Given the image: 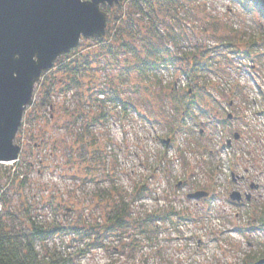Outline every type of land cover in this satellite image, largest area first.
Instances as JSON below:
<instances>
[{
	"label": "trees",
	"instance_id": "obj_1",
	"mask_svg": "<svg viewBox=\"0 0 264 264\" xmlns=\"http://www.w3.org/2000/svg\"><path fill=\"white\" fill-rule=\"evenodd\" d=\"M211 1L215 0H124L112 8H103L108 17L106 36L83 40L77 49L63 56L44 75L42 86L50 85L41 95L39 93V101L34 103L31 111L35 117L49 112V124L65 130V134L73 138V144L70 146L63 138H54L46 132L47 124L39 131L37 147L50 148V156L62 154L69 148L76 152L77 148L79 156L71 151V156L75 157H71L70 162L84 185L95 184L93 201L103 210L104 220L95 225H42L32 219V205L31 208L26 205L29 220L25 219L21 224L22 229L14 226L12 219L16 215L10 211L12 203L8 194L15 190L22 195L30 182L27 175L13 166L22 158L21 148L19 161L2 174L6 190L0 188V264H68L69 259L61 252L49 248L50 241L57 236H82L88 239L87 246L95 249L106 248L105 240L113 237L128 241L125 248L135 250L143 247L144 242L156 240L163 225L189 219L173 208L155 213L133 210L136 203L152 197L154 190L145 180L135 183L131 192L118 187L103 154L102 138H99L96 126L114 117L109 110L100 111L104 108L120 109L125 120L135 113L153 126L167 128L169 137L189 130V119L212 117L213 108H219V105L208 93L209 77L225 72L221 65L217 68L216 58L221 56L223 49L237 47L235 44L239 41L235 37L241 29L228 30L227 25L219 28L218 24L223 26L221 19L208 11ZM228 1L249 15H258L250 26L252 32L243 31L246 34L243 50L234 53L259 63L264 60V0ZM189 19L203 23L200 32L214 35L215 46L191 41L194 37L184 28ZM183 79L186 86L182 89L178 85ZM235 90L236 95L242 93L240 86ZM127 93L139 95L144 101L149 99L146 111L131 97L125 98L123 95ZM56 94L73 96V101H54ZM210 102L214 107L210 108ZM23 125L16 138L19 146L24 134ZM172 139L175 142V136L172 135ZM105 142L111 143L109 139ZM179 155L186 162L184 152L180 151ZM165 162L166 157L161 156L157 167H162L163 175L170 177L168 167H163ZM3 168L0 164V174ZM189 182L183 183L189 185ZM105 183L109 185L106 189ZM259 218L264 225V217Z\"/></svg>",
	"mask_w": 264,
	"mask_h": 264
},
{
	"label": "rangeland",
	"instance_id": "obj_2",
	"mask_svg": "<svg viewBox=\"0 0 264 264\" xmlns=\"http://www.w3.org/2000/svg\"><path fill=\"white\" fill-rule=\"evenodd\" d=\"M208 4V11L221 19L220 22L223 26L218 24L219 28H225V25H227L228 30L241 29V32L237 33L238 37H235V40L239 41L235 44L237 47L223 49L221 56L216 58L217 68L221 65L227 74L222 71L219 72L220 75L213 74L209 77L211 85H209L208 93L210 92L215 102L217 101L220 104V108H213V113H216L218 108L225 116L232 114L236 120V116H242V106L244 109H248L243 113V116L245 117L247 114L250 117L247 120L253 123L249 124L252 127H258L262 123L260 117H257L258 113L255 114L259 106H251L247 96L259 100V95H253L245 89L243 95L238 93L235 97V89L239 86L243 88L246 84L252 86L253 83L250 82L249 76L235 72L236 68L241 66L239 63L241 55L234 53V51L243 50L245 44L242 41L246 37L243 31L252 32L253 29L250 26L254 20L258 19V15L253 16L241 11L228 0H215ZM189 20L184 23V28L194 37L191 41L194 44L198 42L215 46L214 35H205L200 32L203 23ZM247 37L249 36L247 35ZM247 62H250V60L247 59ZM252 64L256 67L255 71L258 77L261 75L263 78L264 60H260L259 63L252 62ZM247 65H251V63H247ZM43 78L44 75L35 85L33 105L27 109L29 113L27 112L26 117L23 119L24 134L20 142V147L23 150L22 158L17 164L13 165L30 179L29 185L22 191V195L15 190L8 194L12 203L10 211L16 215L12 219L13 224L22 229L21 224L25 222V219L29 220L25 212L27 206L29 208L33 207L32 219L42 225L54 223L64 226L100 224L104 220V212L102 209H98L93 201L96 186L93 183L84 185L83 179L77 177L79 175L73 168V162H70L71 157H73L71 156L72 152L74 155L79 156L77 148H75L76 152H74V148H69L66 152L63 151L62 154L50 156V148L37 147V138H40L39 131L42 130L43 125L47 124L48 126H45L46 132L48 131L54 138H63L70 146L73 144V138L65 134V130L49 124V112H43L35 117L31 111L35 106L34 103L39 101V93L41 95V92L50 85L48 83L46 87H43ZM169 80L171 81V78H168ZM185 84L186 80L183 79L178 86L183 89ZM261 85L264 96V80H262ZM253 87L256 91L255 84ZM123 96L125 98L131 97L140 103L141 108L145 111V106L149 105L146 103L149 99L144 101L139 95L135 96L127 93ZM53 100L61 103H71L73 96L69 98L56 94ZM142 101H144V104H142ZM210 103V108L214 107L213 103ZM104 110L111 111L114 117L105 124H98L96 129L99 138H102L103 154L110 164L115 183L120 189L131 192L135 183H143L145 180L150 188L154 190V195L151 198L147 197L145 201L136 203L132 207L133 210L155 213L173 208L189 219L181 222L175 220L174 223L163 225L156 240L150 243L144 242L143 247L135 250L125 248L128 241H120V239L113 237L105 240L106 248H91L87 246L88 239L81 238L82 236H57L50 241V250L61 252L63 257L69 259L68 264H258L260 260H264V225L261 226L259 220V217H264V175L262 176L263 184H261L263 189L253 195L250 205L246 204L238 207L229 202V194L234 190L247 189L244 186L246 184L228 185L222 180L223 177L228 180L227 175L230 176L231 174L227 158L231 157L232 154L230 150L226 153H223L222 150L219 151V146L224 144L225 137L232 133L234 129L239 127L243 129L244 126L240 125L242 123L240 122L241 118L237 119L239 121H235V124L230 128L226 126L220 128L221 130L215 129L214 126L204 125V136L197 140L193 135L195 133L188 132V129L185 131V133L188 132L187 134L174 133L169 137L167 128L153 126L135 113L125 120L122 113H120V109L104 108L100 111ZM201 119L204 120V118ZM243 130L247 136L249 127H244ZM172 135L175 136L174 144ZM17 138H19V135ZM107 139L111 143L105 142ZM168 139L171 140V147L166 149L163 141ZM196 140L199 143H196ZM204 146L206 149H204ZM237 146H240V148L235 151L236 156L232 158L235 164V166L233 165V171L237 169L238 158H243L241 161H244V163L242 170H240L242 173L247 168L246 160L249 158L248 155H245L246 152H249H243L242 149L246 150L250 144L241 141ZM260 146L259 148L263 149L264 143ZM206 150L209 152L211 150V155H208ZM180 151L184 152L186 162L180 157ZM260 154L263 156L259 158L264 159V150ZM161 156L166 157L167 163L165 162L163 167L164 165L168 167L170 177L169 175H163L160 171L162 167H157ZM218 159L223 161L220 167L223 175L220 181L223 184L218 185L224 199L215 201L214 204L212 202L210 205L209 202L203 200L193 201L188 199L189 194L198 190L196 180H200V182L211 181L212 167L218 164ZM75 163L77 164L76 159ZM3 167L0 174V188L2 187L1 190L5 191L6 181L2 174L6 173V169L12 168V165H3ZM189 167L194 170L197 169L196 176L193 175V178L189 180L195 184L193 186L183 185L177 188L180 181L189 178L192 172ZM249 175L255 177L256 173L251 170ZM217 176L218 174H216ZM107 184H103L105 189L109 186ZM213 184L216 185L215 180ZM99 193L103 195L102 192ZM27 201L30 203H25ZM211 207L213 209L210 210ZM16 218H19V220L16 221ZM38 249L41 251V246ZM82 251L84 252L82 253Z\"/></svg>",
	"mask_w": 264,
	"mask_h": 264
},
{
	"label": "water",
	"instance_id": "obj_3",
	"mask_svg": "<svg viewBox=\"0 0 264 264\" xmlns=\"http://www.w3.org/2000/svg\"><path fill=\"white\" fill-rule=\"evenodd\" d=\"M122 1L0 0V164L19 160L16 138L35 85L82 39L103 38L108 17L102 7Z\"/></svg>",
	"mask_w": 264,
	"mask_h": 264
},
{
	"label": "flooded vegetation",
	"instance_id": "obj_4",
	"mask_svg": "<svg viewBox=\"0 0 264 264\" xmlns=\"http://www.w3.org/2000/svg\"><path fill=\"white\" fill-rule=\"evenodd\" d=\"M249 174L250 172H246V176H244L240 181L237 182L240 185L246 184L244 186L247 187V189L245 190L239 189L240 196L238 197V199L240 200V206H245L246 204L250 205V202L253 200V195L261 190L260 184H258V182L255 180L257 177H251V175Z\"/></svg>",
	"mask_w": 264,
	"mask_h": 264
}]
</instances>
